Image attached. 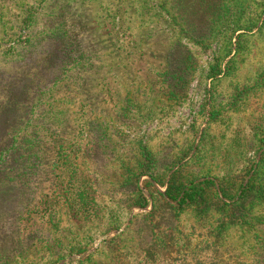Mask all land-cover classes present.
I'll return each instance as SVG.
<instances>
[{
  "label": "rangeland",
  "instance_id": "rangeland-1",
  "mask_svg": "<svg viewBox=\"0 0 264 264\" xmlns=\"http://www.w3.org/2000/svg\"><path fill=\"white\" fill-rule=\"evenodd\" d=\"M8 92L0 264H264V194L226 228L217 192L264 189V0H0V104ZM47 129L79 147L70 199L69 167L54 189L41 146L30 175L11 154ZM147 153L160 183L173 172L203 200L172 208L133 179Z\"/></svg>",
  "mask_w": 264,
  "mask_h": 264
},
{
  "label": "trees",
  "instance_id": "trees-1",
  "mask_svg": "<svg viewBox=\"0 0 264 264\" xmlns=\"http://www.w3.org/2000/svg\"><path fill=\"white\" fill-rule=\"evenodd\" d=\"M205 15L206 14H202V17L203 18L206 17ZM70 59L71 57L68 55V52H66V54L63 56V61H66V60L68 61ZM27 77H28L29 83H31V79L29 78V76ZM50 82L51 80L46 83H42V84L43 85L50 84ZM47 90L48 88L45 90L44 95L48 93ZM13 98L14 97L12 96V93L9 95V92H8L7 98L5 99V105L0 104V112L4 108L11 107L10 105L12 104L9 101L10 99H13ZM15 105L21 106V104L18 102H16ZM25 107L26 108L28 107L27 104H25ZM31 108L32 106L29 107V110H31ZM26 121H30V120H26ZM61 121H62L61 119H58V123ZM47 135L49 136L48 141L45 139ZM8 138H9V133H6L2 137H0V143L2 141L7 140ZM20 141H21V147L23 148L22 154L17 155L16 152H12L11 154L14 155L16 159L22 158L23 165L22 163H20V166L28 168V169L24 168L25 170L23 171L22 175H26L27 174L26 172H28V174L30 175L31 171L33 170V167H35L36 165L44 166L42 163L44 159H41V157L38 155V152H37L38 147L41 146L42 147L41 149L44 150L43 155H52L53 157L52 158L53 166H50L49 169H51V175H53L54 189L58 188L59 187L58 184L62 183L61 178L63 177V172H65V170L68 169L69 167L70 171H69L68 179H71V180L65 182L66 189L64 190V192L67 198L70 199L71 196L75 194L77 191V181H75V179L72 178V175H76V172H72V170L75 169V167L74 165H71V166L68 165L69 164L68 159L72 155H76L75 151H77L79 147L78 148L73 147L72 151H68L66 152V154H64V152H61L62 150H64V148H61V146L55 147V143L61 141V138L55 135L54 131L48 133V129L46 130L45 133H41L40 135L29 134L26 137H22ZM12 142H14L13 138H12ZM49 144H51V149L48 151L44 147V145L48 146ZM1 150L2 148H0V153L2 152ZM147 155H149V153H147ZM39 157L40 159H38ZM143 159L145 160V163L139 162L138 169L140 170L138 174L135 176V178L133 176V179H136L137 181L139 177L147 176L151 180L156 182L164 190L162 194L163 198L171 203H174V206H171L172 208L182 209L185 205H189L190 202H197V200H200V201L203 200V192L199 194V192L193 189L194 187H190L189 189H186V190L182 189L177 183V181L174 180L173 172L169 175L166 182L160 183V181L157 180V176L153 172L156 169V165H155V162L152 160L153 159L152 155H149V157H147L146 155H143ZM177 165L178 164H175L174 166H177ZM5 167H8V166L2 167L3 171L7 170V168ZM169 170H167V173L170 172ZM17 171H20V170L18 169ZM55 171H58L57 175L56 174L54 175ZM136 181L134 183L133 190H131L133 194V198H132V203L129 205L130 209L131 208L142 209L147 206V199L144 197L141 190L137 187ZM94 187L95 186L91 184L90 188L94 189ZM217 192H218L219 197L220 198L222 197V199L227 202V203L225 202L221 203V205L223 206L228 205V208L230 210L229 214L226 216L225 222L220 223L222 227L228 228L229 226L232 227V226L241 225L244 222L246 217H248V215L246 214L248 213V210L245 208L246 205L251 207L252 205L256 204L259 201V199L262 198L264 194V189L261 186L253 185V183L251 182V178H250V180L247 181L245 186L240 190V194L238 195L236 200H234L233 197L229 193H227L225 190H223V188L221 187L219 188ZM67 198L64 199V204ZM47 211H50V210H47ZM150 213H153L152 209L150 210ZM112 229H116V228H112Z\"/></svg>",
  "mask_w": 264,
  "mask_h": 264
}]
</instances>
